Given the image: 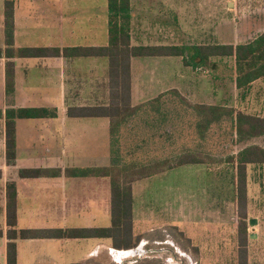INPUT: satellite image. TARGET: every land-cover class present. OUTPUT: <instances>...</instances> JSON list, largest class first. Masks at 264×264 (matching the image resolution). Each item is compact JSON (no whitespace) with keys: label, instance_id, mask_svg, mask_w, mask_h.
<instances>
[{"label":"crops","instance_id":"crops-1","mask_svg":"<svg viewBox=\"0 0 264 264\" xmlns=\"http://www.w3.org/2000/svg\"><path fill=\"white\" fill-rule=\"evenodd\" d=\"M13 2L16 53L20 49L63 51L109 45L108 0ZM199 8L202 10L198 12ZM223 10V0H131V46L206 45L199 43L204 36L200 25L208 21L209 15L214 25L209 45H221L215 35L218 26L223 27ZM4 12L5 0H0V51L3 52L0 57V231L3 233L0 264H7L9 185H15L17 193V230L39 233L36 238L14 241L17 264H112L113 254L125 250L114 249L111 238L53 235L60 230H111L113 226L110 178L81 175L84 170L111 166L110 119L69 115V109L104 107L111 103L109 59L63 54L7 58ZM161 58L170 60L172 57L131 60L133 106L162 94L143 100L147 97L143 89L148 87L144 68L158 65ZM7 62L14 63L11 95L6 91ZM155 78L152 76L149 81ZM135 88H139V94L135 93ZM174 89L181 93L177 88L164 92ZM9 109H49L57 113L55 118L15 119L16 161L10 166L6 160ZM30 170L56 171L59 175L33 178L21 175ZM144 245L143 240L139 246L142 249Z\"/></svg>","mask_w":264,"mask_h":264},{"label":"rangeland","instance_id":"rangeland-1","mask_svg":"<svg viewBox=\"0 0 264 264\" xmlns=\"http://www.w3.org/2000/svg\"><path fill=\"white\" fill-rule=\"evenodd\" d=\"M223 9V27L218 26L215 35L218 43L247 44L264 32V0H223ZM211 17L200 25L201 44L212 42ZM158 60V65L144 68L148 87L143 89L147 95L143 100L177 88L194 105L221 106L264 118V78L238 90L234 58L213 59L207 68L185 67L176 57ZM152 76L156 78L149 81ZM139 92L135 88V93ZM166 102L161 111L172 116L162 123L161 133L144 135L137 130L135 136L128 131L135 129L132 126L120 129V165L148 166L187 152L206 158L208 163L181 166L133 185L130 238L138 246L125 250L128 253H114L112 264H264V164L247 166L243 200L238 193L235 159L246 147L264 149V136L239 143L234 120L227 119L202 138L196 132V114L177 98L168 96ZM153 110L144 108L145 117ZM167 130L172 135H167ZM143 139L146 145L137 149ZM241 216L247 223L246 246L239 234Z\"/></svg>","mask_w":264,"mask_h":264},{"label":"trees","instance_id":"trees-1","mask_svg":"<svg viewBox=\"0 0 264 264\" xmlns=\"http://www.w3.org/2000/svg\"><path fill=\"white\" fill-rule=\"evenodd\" d=\"M109 7V45L103 48H73V49H20L14 50V2L5 0V55L7 58L19 57H106L110 63V78L112 90H116L114 99L104 107L74 108L69 109V115L81 118L106 117L110 119L112 163L110 167L102 169H88L81 172L83 176L108 177L111 180L112 189V221L111 230L94 231H57L53 235L59 238H86L100 237L111 238L113 248L121 250H133L138 245L131 243L133 227V185L139 181L149 179L175 168L208 163L206 158L192 152L181 154L179 157L157 161L148 166H121V151L117 149L118 136L121 128L128 129L135 134L137 130L141 134L151 132L161 133L162 123L169 121L171 114L161 111L163 103L168 96L177 98L182 105L195 113L198 117L196 132L204 138L209 129L227 119L234 120L235 132L239 143L264 136V118L235 112L233 109L221 106L194 105L186 99L178 90H170L160 94L157 98L133 106L131 103V60L144 57H177L182 58L183 65L191 68H207L213 65L216 58H234L237 66L236 87L244 90L256 81L264 78V32L256 40L248 44L233 45H190L188 46H158V47H132L131 46V0H108ZM3 52L0 51V57ZM6 91L11 95L14 92V63L6 64ZM168 104V103H167ZM154 107L150 114L143 113L144 108ZM55 110L49 109H20L7 110L6 113V160L13 165L16 161V118H55ZM141 117V119H138ZM146 118V119H145ZM132 122H134L132 124ZM141 122V123H140ZM139 126V127H138ZM136 131V133H135ZM167 135H172L169 130ZM146 139L138 144L137 149L146 145ZM148 141V140H147ZM122 147V143H121ZM153 150L150 151V154ZM149 154V155H150ZM237 183L238 193L244 200L247 193V166L264 164V149L259 146H249L242 149L237 157ZM234 162L233 158L229 159ZM50 174L58 176L59 172L30 170L23 171V177H42ZM17 193L15 185L8 186L7 192V225L9 228L7 237V264H17V239L36 238L39 233L34 231L17 230ZM239 234L243 246L247 243V223L241 216ZM3 233L0 231V237ZM244 264H247L246 261Z\"/></svg>","mask_w":264,"mask_h":264},{"label":"bare ground","instance_id":"bare-ground-1","mask_svg":"<svg viewBox=\"0 0 264 264\" xmlns=\"http://www.w3.org/2000/svg\"><path fill=\"white\" fill-rule=\"evenodd\" d=\"M121 253H128V252H126V251H123V252H121Z\"/></svg>","mask_w":264,"mask_h":264},{"label":"water","instance_id":"water-1","mask_svg":"<svg viewBox=\"0 0 264 264\" xmlns=\"http://www.w3.org/2000/svg\"><path fill=\"white\" fill-rule=\"evenodd\" d=\"M252 224V223H251ZM253 225V224H252Z\"/></svg>","mask_w":264,"mask_h":264},{"label":"flooded vegetation","instance_id":"flooded-vegetation-1","mask_svg":"<svg viewBox=\"0 0 264 264\" xmlns=\"http://www.w3.org/2000/svg\"><path fill=\"white\" fill-rule=\"evenodd\" d=\"M141 249V248H140Z\"/></svg>","mask_w":264,"mask_h":264}]
</instances>
